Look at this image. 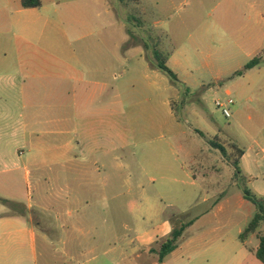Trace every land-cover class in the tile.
I'll return each mask as SVG.
<instances>
[{
	"label": "crops",
	"instance_id": "obj_1",
	"mask_svg": "<svg viewBox=\"0 0 264 264\" xmlns=\"http://www.w3.org/2000/svg\"><path fill=\"white\" fill-rule=\"evenodd\" d=\"M21 1L0 0V198L19 205L12 210L0 202V264H182L185 256L198 264H263L255 255L258 232L239 238L252 218L237 234L232 228L253 205L243 195L230 199L219 179L212 181L220 159L209 141L222 134L232 143L246 186L264 198V0L217 2L203 55L215 100L229 95L235 103L231 117L223 115L229 128H196L198 142L187 141L174 113L180 90L167 85L145 46L125 49L123 24L117 32L107 13H61L60 0L33 8ZM133 56L135 68L125 70ZM255 57L260 63L244 70ZM141 82L147 93L167 94L175 119L167 147L147 149L143 164L135 151L125 156L133 132L125 95L133 98ZM182 135L185 142L174 141ZM133 164L150 175L157 193L133 178ZM125 180L135 185L125 188ZM201 192L203 202L227 200L191 219L162 262L151 252L173 230L162 206L132 201L135 235L125 237V198L194 199ZM157 215L163 221L144 230L141 220Z\"/></svg>",
	"mask_w": 264,
	"mask_h": 264
},
{
	"label": "rangeland",
	"instance_id": "obj_2",
	"mask_svg": "<svg viewBox=\"0 0 264 264\" xmlns=\"http://www.w3.org/2000/svg\"><path fill=\"white\" fill-rule=\"evenodd\" d=\"M217 2L218 0H101L99 3H88L83 0H60L59 4L61 13L68 14L74 13V11L75 13H107L109 16L114 17L116 20L108 24H113V29L117 32H120V25L123 24L124 36H129L128 41L124 44L125 49L133 44H141L142 46L147 44L149 49H146V52L150 59L153 58L154 49H158L164 55L170 54L172 58L169 67L176 73L182 83L191 90L190 95L180 94L179 98L173 101L174 113L177 120L189 133L187 141L198 142L200 140L193 131L196 128H229L228 119L223 116L221 110L215 105V98L218 97L213 93V70L207 67V59L203 55L205 45L202 37L205 33L211 34L213 31V20L219 13ZM110 30L112 29L109 27L108 31ZM215 36L218 37V31ZM123 66L125 70L131 71L134 69V56L129 60H125ZM159 73L167 79V85L173 86L174 89H179L178 86L170 81L168 76L161 71ZM225 80L226 85L231 82L227 79ZM143 87L144 85L141 82L140 92L134 95L133 98L125 95V110L127 112L125 123H129L133 130V132H130L132 146L125 149V156L131 158L132 151H135L141 164H143V160L150 158V156H145L147 149L163 145L167 147V141L171 138L170 129L173 127L175 120L167 102V94H163V91L159 90L154 93H147L143 90ZM214 122L216 124H213ZM190 136L191 139H189ZM185 139V136L182 135L174 139V141L185 142ZM212 140L219 145H223L226 152L223 155L219 151L220 161L214 167L212 181L219 179L220 185L227 190V196L235 201L236 196L242 195L239 188L241 180L237 178L234 167L238 152L232 148V143L222 134ZM162 152L154 156V158L161 159L164 157L161 155ZM163 154L166 153L163 152ZM130 171L133 174V178L136 176L140 181H143L146 188L150 191L149 193H157L156 187L148 182L150 175H145L139 166L131 165ZM152 174L159 176L158 173ZM233 175L235 186L232 182ZM197 178H199L197 184L203 185L200 177ZM134 181L127 182L125 180V188H128L132 183L135 185ZM199 194H202L201 197L194 199L167 197V195L149 199L125 198V237L134 238L135 235L134 231L130 230V225L134 221L132 214L134 205L131 203L132 201H137L141 204V208L145 209L148 205L147 200H150L149 204L163 207L167 218L175 217L179 218L181 222L187 223L212 207L213 203L220 204L227 200L226 197L221 196L207 199L206 202H203L202 196L204 194L203 192ZM254 213L255 208L253 206L252 214L254 215ZM252 214L251 216H253ZM251 216L243 217L236 222V225L232 227L235 234H237L239 228H245L252 218ZM163 219V215L152 216L151 218L146 216L143 219L144 221L141 220V225L144 230L153 231L156 224L162 222ZM257 232L255 239H258V236L264 232V223L259 226ZM182 264H198V261L188 259L185 256ZM243 264L247 263L244 262Z\"/></svg>",
	"mask_w": 264,
	"mask_h": 264
},
{
	"label": "trees",
	"instance_id": "obj_3",
	"mask_svg": "<svg viewBox=\"0 0 264 264\" xmlns=\"http://www.w3.org/2000/svg\"><path fill=\"white\" fill-rule=\"evenodd\" d=\"M21 4L24 8L40 7L41 0H22ZM144 46L147 50L149 49V46L147 44H145ZM169 56L170 54L164 55L158 49H154L153 58L152 59L149 58V60L157 69H159L162 73L168 76V78L172 83L178 86L181 95H188V94L190 95L191 90L180 81L176 73L167 65ZM260 60L261 57H255L251 59L245 65L244 70L253 68L254 66L258 65L260 63ZM242 73L243 71H237L235 75H241ZM200 134L203 135L202 133ZM209 144L214 148L218 149L223 155L226 153L223 145H219L213 140H210ZM234 167L236 169L237 178L241 180L239 183V188L242 192L244 199L252 203V205L255 208V213L252 219L248 223L245 230L239 236L241 241H244L250 234L256 232L259 226L262 223H264V198L257 197L246 186L238 166V159H236L234 163ZM0 202L9 206L12 210H14L17 206H19L18 204L6 199L0 198ZM170 221L173 224V230L170 233V235L167 238L160 241V245L157 250L151 249V252H154L158 255L159 262H162L169 253H171L178 247L181 237L183 236V233L185 231V228L190 224V221L187 223H183L179 220V218H175V217L170 218ZM255 255L264 264V232L259 236V244L255 250Z\"/></svg>",
	"mask_w": 264,
	"mask_h": 264
},
{
	"label": "built area",
	"instance_id": "obj_4",
	"mask_svg": "<svg viewBox=\"0 0 264 264\" xmlns=\"http://www.w3.org/2000/svg\"><path fill=\"white\" fill-rule=\"evenodd\" d=\"M235 103V100L231 96H227L225 99H216L215 105L221 110L222 114L226 118L231 117V106Z\"/></svg>",
	"mask_w": 264,
	"mask_h": 264
}]
</instances>
